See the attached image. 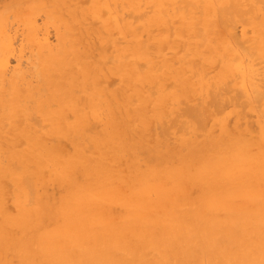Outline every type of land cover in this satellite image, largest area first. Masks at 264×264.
Returning a JSON list of instances; mask_svg holds the SVG:
<instances>
[{
    "label": "rangeland",
    "instance_id": "1",
    "mask_svg": "<svg viewBox=\"0 0 264 264\" xmlns=\"http://www.w3.org/2000/svg\"><path fill=\"white\" fill-rule=\"evenodd\" d=\"M237 2L238 11L231 0H0V60L10 61L7 81L21 76L19 90L0 84V97L14 102L8 118L0 108V264H52L50 239L79 199L107 193L90 212L118 231L130 201L157 202V182L174 192L186 236H170L153 264H264V0ZM64 46V72L51 73L60 67L50 54ZM83 65L89 94L76 85ZM46 77L65 78L55 126L44 98L40 112L31 103ZM20 98L30 116H21ZM22 133L40 138L14 141ZM40 140L57 147L61 162L77 151L82 161L65 167L68 177L51 160L40 167L32 160ZM17 150H28L30 164L12 160ZM232 160L236 179L221 177ZM217 195L233 198L231 210L209 203ZM243 210L253 218L229 217Z\"/></svg>",
    "mask_w": 264,
    "mask_h": 264
},
{
    "label": "bare ground",
    "instance_id": "2",
    "mask_svg": "<svg viewBox=\"0 0 264 264\" xmlns=\"http://www.w3.org/2000/svg\"><path fill=\"white\" fill-rule=\"evenodd\" d=\"M237 6H238L237 0H231V6L229 10L238 11ZM10 38H8L9 45L6 46L8 50H11L12 48V43H11L12 41L10 40ZM66 49L67 48H65L64 46L58 53L50 54L54 60L52 62L54 64L53 66H56V67L58 66L60 68L58 69V71L57 70L55 71L54 69L56 67L55 68L52 67L54 68L53 69L54 71L51 72L50 68L47 69L48 71H50L51 73L64 72L63 68L64 66H66L65 61H66V55H67L65 53ZM50 52H54V50H50ZM9 62L10 61L8 58L7 59L2 58L0 60V84L3 87L6 84H8V88L12 90H17L18 88H20V84L17 79L20 78L21 76L16 74V77H12L10 78V80L7 81V76H8L7 71L9 69V64H10ZM50 65L52 64L47 63V65L44 67L48 68ZM80 69H81L80 71L81 75L78 81H76V85L80 86L81 84V89L86 94H89L90 92L88 90H90L89 86H91V83H89L88 85L86 80L88 77H91V69L89 68L88 65H83L80 67ZM130 70L134 72L133 78H132L134 79L137 75L138 70L135 67H132ZM132 73H131V77H132ZM64 79L65 78H62L59 80H51L48 77L44 78L43 86L39 88L40 90H38L37 95L36 96L34 95V98L31 101V103L36 107V112H40V103L42 99L44 98V102H45L44 107L46 106V109L44 111V116H45L46 122H48L50 126L51 125L55 126L57 124L58 118L62 113V109L60 107L54 108L52 110V106L57 104L58 102H61L62 99L63 100L65 99V94L63 92ZM90 79H91L90 81L92 82V78ZM94 80L97 82L96 79ZM73 82L75 83V79H73ZM96 90L98 89L96 88ZM43 93H45L44 96H43ZM7 97L9 98L7 101H5L3 98L0 97V101L2 99V103H0V108L3 110L1 116L4 115L3 117L8 118L7 110L8 112L11 113V108H8V107H11L12 105L10 106L7 104L10 101L13 102L12 101L13 95L9 94L7 95ZM91 97H92V94L89 95V99H91ZM89 101L90 100H88L87 104L91 108L92 107L94 108V105L96 104L92 105L93 102L91 101L92 102L91 103ZM19 104L23 108V111L20 110V112H22V115L20 113L18 116L21 115L23 118L24 116H30L31 108L27 104V102L23 98H20ZM196 113L197 111L194 108H191L190 110H188V114L191 116L196 115ZM15 115L17 116V114ZM21 116L20 118H22ZM13 120L16 121L15 119ZM21 121H24V120L22 119ZM79 122L80 124H83L84 122L83 116L80 118ZM39 138H40L39 134L28 135L27 133L25 134L22 133L18 137H15V140L14 139L13 140L14 141L24 140L25 142H30V141L37 140ZM102 147H103L102 144L93 145V148L98 149V151H101ZM27 151L17 150V152L12 153V156H11L12 160L17 161L19 164L23 166H27L25 165L26 162L27 164H30V162H28L29 161L28 155L30 154L27 155ZM36 152L37 154L32 160L35 159L36 162L38 161L46 162L48 160H51V162L53 163L54 169H62V172L60 174L62 177H68V173L64 171L65 167L71 169L72 166L75 165L76 162L82 161L81 156H80L82 154H80L77 151L74 156L69 157L67 160H64V161L62 160L63 162H61V159L58 158L57 156L58 155L57 147L56 146L48 147L44 143L43 140H40L39 148L38 150H36ZM40 162H38L39 164L38 166H40ZM238 166H239L238 161L232 160L230 166L227 168V170H225L222 173L221 177H227L228 179L235 180L236 178L234 179V177H237L236 169ZM40 167H43V166H40ZM213 171L215 170L209 169L207 170V173H212ZM183 174H184L183 171H178L175 174L176 177L179 178L176 182L177 184L176 189L182 188L183 183L180 179H181V176H183ZM200 176H202V173L200 174ZM219 177H220V173H217L216 175H214L213 180H216ZM28 185L30 186L31 183H29ZM150 188L157 192L158 194L157 202H155L152 205L151 202H144V201L135 202L133 200L130 201L128 204L130 208L126 216L124 217L122 221H119L120 226L118 225V223H116V225L119 227V230L117 229L118 231H115L114 228H112L111 224L107 222L106 217L102 213H99V211L90 212V209L93 206H97V203L103 204L102 207L105 206V200L109 198V195L107 193L103 196V198H100V196H94L91 200L89 199L83 200L81 204H80V199H79L77 204L74 206L73 204L76 201L73 204L70 203L69 204L70 208L68 210L70 209L71 210L68 212V214H66L67 222L64 224L65 226L63 225L62 226L63 229L58 232L59 234L57 233L58 236L56 240L54 237H53L54 240L50 239L51 241H55L56 244L55 246L54 244H50V245H53V247L52 246L50 247L54 249L51 250L50 248L47 251V253L49 252V254H47L48 260H51V261L53 260L52 264H153L150 257L154 254V252L165 254L170 250L171 248V246L169 245L170 236H173V239L179 238L181 240V239H185L186 232L182 224L183 212L178 207L175 206L174 201L172 199V195L174 192L172 191L167 192L164 189V185L162 182H157L155 184V187L151 186ZM17 194H18L17 195L18 197L20 196H23L26 198L28 197L27 193H25L22 189L18 190ZM224 198H226V201L224 200ZM72 200L73 198H71L70 201L73 202ZM98 200H101V201L97 202ZM233 202L234 201L232 197L222 198L221 195L214 196L211 199V201H209L211 205H216L219 208L225 207V209H228L229 204ZM221 203H226V204H221ZM156 204H159V206L155 207ZM231 205L230 207L233 206ZM98 207H99L98 209H100L101 206H98ZM23 209H25V207ZM74 209L78 210V212L75 214L73 211ZM229 210L231 209L229 208ZM244 211L245 210L241 212L229 211L228 213L231 214L229 217L231 218V220H239L240 215H242V218L245 221L251 220L253 216L249 215L248 213ZM7 218L5 217L6 221L10 222L11 218L10 219H7ZM218 222H220L219 218L215 220V223H218ZM0 228H2V226ZM112 230L117 232V235L115 232H114L115 234H112L111 233ZM81 232H84V233L86 232L87 235L81 234ZM213 243L216 244L215 242ZM22 251L24 252V250ZM29 252L30 251H28V253ZM35 256L37 260V256H41V255L37 253ZM40 260L42 261V258H40ZM48 260L43 259V261H46V262Z\"/></svg>",
    "mask_w": 264,
    "mask_h": 264
}]
</instances>
